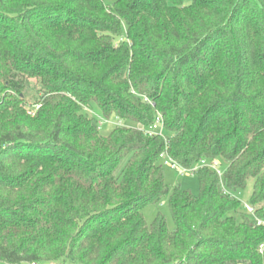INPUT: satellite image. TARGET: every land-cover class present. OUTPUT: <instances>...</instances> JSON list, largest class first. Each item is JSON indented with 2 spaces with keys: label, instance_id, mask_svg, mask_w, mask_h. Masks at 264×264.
<instances>
[{
  "label": "trees",
  "instance_id": "16d2710c",
  "mask_svg": "<svg viewBox=\"0 0 264 264\" xmlns=\"http://www.w3.org/2000/svg\"><path fill=\"white\" fill-rule=\"evenodd\" d=\"M164 151L222 177L199 167L198 194L170 191ZM168 194L173 229L147 224ZM255 217L264 0H0V261L264 264Z\"/></svg>",
  "mask_w": 264,
  "mask_h": 264
},
{
  "label": "rangeland",
  "instance_id": "374dc122",
  "mask_svg": "<svg viewBox=\"0 0 264 264\" xmlns=\"http://www.w3.org/2000/svg\"><path fill=\"white\" fill-rule=\"evenodd\" d=\"M93 115L97 118L99 123H103L100 127L103 133L108 132L110 129H112V127H114L116 122L114 118L105 120L101 118L97 113H93ZM161 165L163 167L165 182L167 183L170 191L174 186L179 185L183 189L190 190V192H192L195 195L198 194L199 188H198V180L196 174L187 173V172L180 174L179 170L177 169L171 168L169 166H165L163 164ZM251 190H252V184L249 183L248 187L243 192L239 193L237 197L242 202H246L251 194ZM168 198H169V194L166 195L158 204H149L142 209V214L147 224H150L153 221L156 214L160 213L166 219L167 228L170 230L173 229L174 223L168 207ZM0 264H9V263L0 261Z\"/></svg>",
  "mask_w": 264,
  "mask_h": 264
},
{
  "label": "built area",
  "instance_id": "2783aa9c",
  "mask_svg": "<svg viewBox=\"0 0 264 264\" xmlns=\"http://www.w3.org/2000/svg\"><path fill=\"white\" fill-rule=\"evenodd\" d=\"M104 119V118H103ZM106 120V119H105ZM103 123H99V128L101 127ZM116 124V122H115ZM118 125H120V121L117 122ZM144 132L147 135H159L162 136L164 133V126H163V119L161 117V115L159 113H157L154 122L144 130ZM159 160L161 161V164L165 165V166H169L171 168L177 169L179 170L180 174L183 173H195V171L199 168V167H206L209 169H212L213 171L216 172V174L218 175L219 178L222 177V167L221 164L218 160H213V161H208V160H201L198 165L192 166L190 168H183L181 167L178 163H176L169 155L166 151L162 152L159 155ZM244 208L247 211V213L253 215V209L251 206H249L247 203L243 202ZM256 223L257 225H264V220L262 219H258L256 218ZM264 248V245L260 246V251Z\"/></svg>",
  "mask_w": 264,
  "mask_h": 264
}]
</instances>
